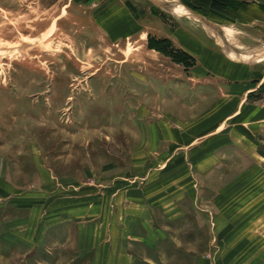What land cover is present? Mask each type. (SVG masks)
<instances>
[{
  "label": "rangeland",
  "instance_id": "obj_1",
  "mask_svg": "<svg viewBox=\"0 0 264 264\" xmlns=\"http://www.w3.org/2000/svg\"><path fill=\"white\" fill-rule=\"evenodd\" d=\"M263 100L264 0H0V264H85L62 246L66 226L35 246L31 201L44 205L40 225L46 201L172 177L193 150L163 133L190 132L205 117L219 131L212 204L157 237L134 233L131 262L232 254L231 264H264V221L245 238L259 249L221 247V234L234 229L237 241L255 211L252 181L264 177L252 172L253 153L258 142L264 154V136L249 121Z\"/></svg>",
  "mask_w": 264,
  "mask_h": 264
},
{
  "label": "crops",
  "instance_id": "obj_2",
  "mask_svg": "<svg viewBox=\"0 0 264 264\" xmlns=\"http://www.w3.org/2000/svg\"><path fill=\"white\" fill-rule=\"evenodd\" d=\"M246 60V58H241L239 62L246 63ZM253 112V117L249 122L257 125L264 136V100ZM203 122L205 126H195L190 132L174 131L172 135L168 132V135L163 133L167 139L172 136V142L178 151L183 152L189 144L188 148L191 147L193 150L191 155L184 156L185 158L179 156L176 159L175 172L172 177L163 180H156L153 175L150 178L146 176L142 180L127 178L125 183L113 182V186L101 193L94 190V194L81 195L78 193L62 196L60 200L55 199L52 203L46 201L45 221L40 225L38 224L39 210L44 205L38 206V203L31 201L29 225L35 246H38L46 235L50 238V235H54V231L59 230L60 226H66L69 230L66 233L64 230L63 236L67 234L68 237L62 246L69 245L68 251L74 253L73 256L77 258L84 255L85 264H132L133 258L127 251V243L134 233L150 238L157 237L166 222L189 221L198 204H212V199L209 202L206 196L214 189L212 177L215 168L221 162L216 157L220 147L215 146L217 142L214 139L219 131L215 132L207 117ZM242 134L238 133L237 136ZM244 134L241 138L249 139L250 136ZM160 135V132L159 135L153 133L150 139L158 140ZM192 139L195 142H190ZM257 139L262 141L259 137ZM241 146L245 147L242 144ZM259 146L260 143H255L253 154L256 162L254 161L252 172H260L259 175L264 177L262 175L264 154L258 150ZM252 184L255 189L253 196L257 213L254 211L252 218L251 214H245L243 220L242 215L238 217L242 222L238 224L241 230L236 229L240 231L236 243L229 240V237L234 234V229H229L227 232L222 231L221 247L229 253L259 249L260 244H252L245 238L253 236L252 229L249 228L257 226L255 222L264 221V178L253 180ZM203 194H205V199H203ZM243 195L244 199L241 203H246V191ZM39 200L38 202L41 203L42 199ZM226 218L222 215L215 218L211 214L209 219L223 220ZM35 224L36 226L33 227ZM145 242L150 244V239L147 238ZM231 255H225L221 260H214V262L206 259L197 260L194 264H231Z\"/></svg>",
  "mask_w": 264,
  "mask_h": 264
},
{
  "label": "water",
  "instance_id": "obj_3",
  "mask_svg": "<svg viewBox=\"0 0 264 264\" xmlns=\"http://www.w3.org/2000/svg\"><path fill=\"white\" fill-rule=\"evenodd\" d=\"M193 16L196 17V18H198L199 20L201 19V18H200L198 15H196V14H193ZM207 25H208L209 27L213 28L211 24L207 23Z\"/></svg>",
  "mask_w": 264,
  "mask_h": 264
}]
</instances>
